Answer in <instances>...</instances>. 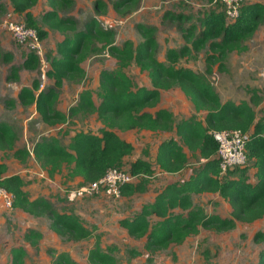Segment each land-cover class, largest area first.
<instances>
[{
    "label": "trees",
    "instance_id": "16d2710c",
    "mask_svg": "<svg viewBox=\"0 0 264 264\" xmlns=\"http://www.w3.org/2000/svg\"><path fill=\"white\" fill-rule=\"evenodd\" d=\"M6 1L28 27L37 30L41 40L48 36L49 31L59 32L63 36L55 48L57 56L46 55L49 61L46 76L54 84L42 89L41 84L34 81L30 87H23L17 98L19 104L23 107L35 106L42 121L49 126L70 124L75 117L96 114L103 127L98 134L85 131L76 133L68 147L58 137H44L34 142L29 150L17 147L19 136L15 127L0 120L1 151L13 152V157L21 163H26L32 157L49 177L66 170L69 180H79L82 186L98 181L111 168H128L126 170L137 181L135 179L121 188V195L126 198L144 193L148 180L158 172L176 175L184 171L190 161L184 148L198 154L204 160L203 165L188 180L168 184L139 213L119 221L121 228L131 237L146 239L145 250L149 253L166 250L172 244L182 245L189 238L200 235L202 229L224 233L235 229L237 223L253 224L264 219V118L258 117L255 110L262 98L257 91H253L249 101L222 102L215 86L204 74L178 67L180 60L190 56L192 51L208 49L206 73L211 76L216 63L219 64L218 70L223 72V62L230 54L249 50L247 43L264 24L263 4L242 3L239 17L233 22L228 21L225 11L206 13L203 19H199L201 30H197L196 24L185 28L187 17L172 14L171 19L183 22L178 28L183 32L187 44L181 49H169L166 53L167 63H164L157 58L159 45L153 25H137L143 38L138 45L127 40L118 46L116 32L103 28L98 19H88L78 30L73 17H61L60 12L71 5L72 0H47L50 10H44L41 19L33 13L40 0ZM4 4L0 0V11L5 9ZM140 4L141 0H114L112 7L117 13L128 16L138 10ZM216 5L222 7L221 4ZM105 7L106 3L98 1L96 11ZM103 49H107L117 60L118 66L100 72L97 91L100 103L96 104L92 90L84 89L68 113L58 110L57 103L65 81L85 80L87 72L82 67L83 63ZM2 59L9 60L12 56L4 54ZM133 63L148 74L151 87L136 86L125 72ZM40 66L41 60L35 53H25L23 64L11 68L8 80L18 79L21 69L35 71ZM174 88L184 93L197 114H205L203 120L193 115L176 123L173 112L158 109L162 92ZM17 101H8V105L13 106ZM153 109L156 110L151 112ZM230 130L251 133L246 149L247 163L221 176L218 143L213 133ZM128 131L155 134L174 132L176 137L158 145L154 161L137 158L126 165L135 149L118 132ZM0 187L13 195V210L36 218H49L50 229L58 236L69 237L76 242L93 236V231L75 213L58 212L52 200L45 196L31 198L26 190L27 182L21 175L10 174L6 163L0 164ZM205 194L218 195L226 201L231 207L230 216L208 215L204 207L195 204L194 196ZM152 219L156 221L152 223ZM43 238L44 234L38 230H26L25 240L32 246H37ZM259 239H264V234L258 233L256 240ZM118 251L117 246L103 248L98 236L89 253V262L118 264ZM129 253L132 256L139 254L135 250ZM26 256L24 248L14 249L11 264H25ZM148 260L154 264L152 259ZM55 263L77 264L66 253L59 254ZM259 264H264V250L260 253Z\"/></svg>",
    "mask_w": 264,
    "mask_h": 264
},
{
    "label": "rangeland",
    "instance_id": "374dc122",
    "mask_svg": "<svg viewBox=\"0 0 264 264\" xmlns=\"http://www.w3.org/2000/svg\"><path fill=\"white\" fill-rule=\"evenodd\" d=\"M61 12V17H73L76 28L80 30L90 18L101 17L100 24L105 29L116 32V44L122 46L127 40L134 41L135 45L142 42L143 38L137 30V25L146 24L156 27L158 41L157 58L167 63L166 53L169 49H181L186 45L183 32L178 28L182 21L171 19L172 14H181L187 17L185 28L196 24L201 30V22L206 13L212 11L224 12L223 7L208 2L207 0H141L140 7L128 16L117 13L112 4L114 0H72ZM103 1L107 7L96 11L97 2ZM261 3L264 0H243L242 3ZM5 9L0 11V120L13 125L18 133V148H28L34 142L44 137H58L65 147H68L72 137L80 132L98 134L103 124L96 114L88 117H75L70 124L49 126L42 121L35 106L23 107L18 101V94L23 87H30L34 81L41 84V88L52 86L54 83L46 76L49 61L41 63L39 69L29 71L21 69L18 79L8 80L11 68L20 66L24 62V54L29 51L18 45L4 28L7 19L15 14L8 10L7 1ZM44 6L49 8L47 0H42ZM242 6V5H241ZM50 9V8H49ZM37 17L41 19L43 11ZM170 13V15H169ZM98 17V18H97ZM24 22L22 17L18 18ZM110 23V24H109ZM110 25V27H109ZM63 40L59 32L49 31L48 36L42 40V49L45 55L57 56L56 45ZM249 50L242 53H232L223 62L225 70H218L219 64L213 66V74L207 71L206 56L208 49L201 52L192 51V54L182 58L178 67H185L197 73L204 74L215 86L222 102L234 101L240 103L249 101L251 93L257 91L262 98L260 106L256 107L258 117L264 118V24L254 37L247 43ZM209 51V50H208ZM209 53V52H208ZM211 53V52H210ZM209 53V54H210ZM4 54H11L12 59L3 60ZM117 60L112 57L107 49L101 50L97 55L90 56L82 65L87 72V78L80 82L66 80L60 92L57 109L68 113L69 108L77 103L79 94L84 89L94 92V100L98 105L97 96L99 75L103 69H116ZM136 86L151 87V81L146 72L140 71L136 64H131L125 69ZM179 88L164 93L163 104L174 111L175 122L196 115L189 111L185 105ZM17 101V105L10 106L8 101ZM153 111V110H152ZM203 114L197 117L202 118ZM120 137L129 140L134 146L133 156L127 159L129 165L137 158L151 159L155 156L158 145L172 137L174 132L149 133V132H118ZM190 155L188 167L178 175H167L158 172L149 179L146 191L137 193L132 197H116L108 191H100L92 196L69 199L72 191L82 186L79 180L70 181L68 172L49 177L47 172L32 157L26 163H21L13 157V152L0 150V164L6 163L10 174H20L27 182L26 190L35 199L41 196L50 198L58 212H73L78 215L84 225L93 231V236L88 240L76 242L69 237H61L50 229L51 220L47 217L36 218L18 210H9L0 207V264H11L12 251L24 248L27 251L25 264H56L55 259L59 254L66 253L77 264H90L89 253L94 248L97 237L100 236L103 248L117 246L118 264H259L260 253L264 250V239L256 240L258 233L264 234V219L254 224L237 223L235 229L217 233L211 230H201V234L189 238L182 245L172 244L166 250L149 253L145 250L146 239L131 237L121 228L119 221L123 218L133 217L142 207L154 201V198L170 183L181 182L191 172L203 165L198 154ZM128 169V168H126ZM137 181V179H136ZM72 198V196H71ZM197 205H204L208 215L230 216V205L219 196H202L195 198ZM156 220L152 219V223ZM27 229H35L44 234V238L37 246H32L25 240ZM130 250L137 251L132 256Z\"/></svg>",
    "mask_w": 264,
    "mask_h": 264
},
{
    "label": "built area",
    "instance_id": "2783aa9c",
    "mask_svg": "<svg viewBox=\"0 0 264 264\" xmlns=\"http://www.w3.org/2000/svg\"><path fill=\"white\" fill-rule=\"evenodd\" d=\"M242 2L243 0H214L215 4L222 5L229 22H233L239 17V8ZM4 28L18 45L26 48L29 52L35 53L40 58L41 63L46 62L47 58L42 49V40L37 30L28 27L25 22H21L15 15L5 21ZM250 136V132L241 130L213 133V137L218 143L221 176L227 174L229 170L243 167L247 163L246 149ZM135 179L136 177L132 176L126 169L111 168L98 181L83 185L72 191L69 199L92 196L100 191H108L116 197H120L121 188L126 184L133 183ZM0 200L7 209L13 210V195L2 187H0Z\"/></svg>",
    "mask_w": 264,
    "mask_h": 264
},
{
    "label": "crops",
    "instance_id": "0c3cea01",
    "mask_svg": "<svg viewBox=\"0 0 264 264\" xmlns=\"http://www.w3.org/2000/svg\"><path fill=\"white\" fill-rule=\"evenodd\" d=\"M6 5H8L7 3H6ZM42 0H40V2H39V4H38V6L37 7H35V9L33 10V13L35 14V16L36 17H38L39 15H40V11H44V10H50L47 6H44V9H42ZM8 10L9 11H11V12H13V9L11 8V7H9V5H8ZM14 13V12H13ZM15 14V13H14ZM15 16L17 17V18H19V16L17 15V14H15ZM98 18V17H97ZM98 20L100 21L101 20V17H99L98 18ZM110 24V23H109ZM60 34V33H59ZM61 35V34H60ZM149 87V86H148ZM166 92H169V91H163L162 92V94H161V102H160V104H159V106H158V109L159 108H165V109H168L164 104H163V96H164V93H166ZM182 92V91H181ZM182 98H184L186 101H185V105L188 107L187 109L189 110V111H191L192 113H194V114H196V115H198L197 113H196V111H195V109H194V106H193V104L187 99V97L184 95V93L182 92ZM19 103V102H18ZM17 103V104H18ZM16 104V105H17ZM15 105V106H16ZM18 106V105H17ZM156 109H153V111L151 110V112H154ZM168 110H170L171 112H173L174 113V111L172 110V109H168ZM174 114H176V113H174ZM201 114H203L202 116V118H200V120H203L204 119V117H205V114L204 113H201ZM174 117H175V115H174ZM185 119H188V118H185ZM103 127V126H102ZM121 138H123V137H121ZM123 139H125V138H123ZM126 140V139H125ZM127 141H129V140H127ZM130 142V141H129ZM184 151H185V153L189 156V158H190V155H189V150L187 149V148H184ZM156 152V151H155ZM189 163H190V161H189ZM183 172V171H182ZM182 172H180V173H182ZM180 173H178V174H180ZM15 174H17V173H15ZM178 174H176V175H178ZM191 174V172L189 173V172H187V177L184 179V180H182L181 182H184V181H186V180H188L192 175H190ZM18 175H20V174H18ZM251 176L253 175V172H251V174H250ZM206 196H218V195H210V194H205V195H202V197H206ZM196 197H199V196H194V202H195V198ZM196 204V203H195ZM5 207L4 205H3V203H2V201L0 200V207ZM199 206H202V207H204V205H199ZM231 213V212H230ZM261 221V220H260ZM258 222V221H257ZM254 224V223H253Z\"/></svg>",
    "mask_w": 264,
    "mask_h": 264
}]
</instances>
